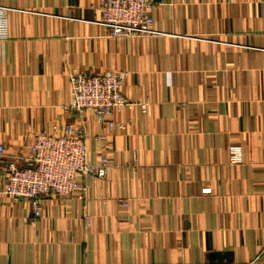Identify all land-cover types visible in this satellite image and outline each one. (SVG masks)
Wrapping results in <instances>:
<instances>
[{
	"label": "crops",
	"instance_id": "1",
	"mask_svg": "<svg viewBox=\"0 0 264 264\" xmlns=\"http://www.w3.org/2000/svg\"><path fill=\"white\" fill-rule=\"evenodd\" d=\"M99 5L0 0V264H264V0H161L160 33L135 37H110ZM73 68L118 70L123 95L148 103L114 114L128 127L107 150L92 112L63 110ZM53 121L85 124L91 160L111 166L35 218L3 177Z\"/></svg>",
	"mask_w": 264,
	"mask_h": 264
},
{
	"label": "built area",
	"instance_id": "2",
	"mask_svg": "<svg viewBox=\"0 0 264 264\" xmlns=\"http://www.w3.org/2000/svg\"><path fill=\"white\" fill-rule=\"evenodd\" d=\"M161 0H100L98 24L108 30L110 37H135L153 35L160 31L154 28L151 9ZM8 7L0 6V38L6 37L4 12ZM70 100L63 106L67 114L74 113L82 118L92 112L102 127L95 138L107 150L113 145L109 139L113 131H125L127 121H120L114 114L126 108L139 106L146 111L148 103H138L122 93L123 74L118 70H107L89 74L77 68L69 71ZM87 127L82 123H61L53 121L51 127L34 134L28 148L26 166L10 161L4 174L2 192L16 202H25L33 216H42L44 199L57 197L68 199L75 194L85 198L88 193V177H106L111 166L107 155L97 162L90 158ZM229 161H244L243 147L229 146ZM5 156V145L0 143V159ZM210 191L209 188L203 189ZM128 205L125 198L119 199ZM85 221L91 217L85 214Z\"/></svg>",
	"mask_w": 264,
	"mask_h": 264
}]
</instances>
